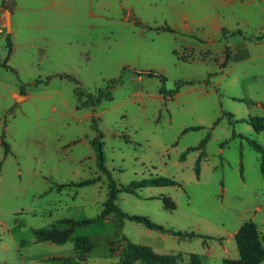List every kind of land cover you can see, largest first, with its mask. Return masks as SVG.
<instances>
[{"label":"rangeland","instance_id":"obj_1","mask_svg":"<svg viewBox=\"0 0 264 264\" xmlns=\"http://www.w3.org/2000/svg\"><path fill=\"white\" fill-rule=\"evenodd\" d=\"M1 1L0 63L10 69L0 66V264H66L52 257L118 264L125 239L184 263L195 253L203 264H221L238 258L233 235L249 219L264 246V180L249 143L264 146V130L254 132L247 121L264 117V39L243 37L264 34V0H14L8 57ZM237 29L242 34L232 33ZM226 44L232 58L222 67ZM149 70L165 77L166 89L188 83L163 97ZM114 79L111 99L80 105L77 87L95 93ZM98 132L108 174L90 144ZM206 135L196 175L200 150L187 148ZM108 175L117 184L155 176L178 181L120 192L116 204L200 236L131 220L119 227L114 214L97 218ZM92 177L99 179L87 186H60ZM62 218L94 220L62 244L35 240L33 228H61ZM76 237L89 248L75 247Z\"/></svg>","mask_w":264,"mask_h":264},{"label":"trees","instance_id":"obj_2","mask_svg":"<svg viewBox=\"0 0 264 264\" xmlns=\"http://www.w3.org/2000/svg\"><path fill=\"white\" fill-rule=\"evenodd\" d=\"M13 3L14 0H2L1 8L2 9L7 8L10 10ZM135 23L139 24L138 21H135ZM160 29L171 30L169 27H160ZM221 31L223 32V34H227L229 32L225 28H222ZM232 33L242 34L240 29L233 31ZM243 37L244 39L250 41L252 40L260 41L264 39V34L249 35V36L243 35ZM11 46L12 43H11L10 33H6L5 47H6L7 57L11 52ZM231 58H232V45L226 44L224 49V59L223 62L221 63V66L223 67L227 62L231 60ZM0 66L6 69H10V66H8L5 62L0 63ZM145 74L147 76H155L160 80L161 87L159 89V92L163 95V97L173 96L175 93L178 92L179 88L183 84L188 83L187 81L177 80L174 82V86L171 89H166L164 85L165 77L163 75L159 73H155L154 71L151 70L146 71ZM61 76L75 80L72 76L67 74H63ZM117 82L118 79L108 81L106 88H99L95 93L86 92L82 90L80 87H77L75 89V93L77 94V100L79 101L82 107L85 108L95 107L103 100L111 99V88L114 85H116ZM240 100L246 101L247 103H253V101L250 99H240ZM229 116L232 117V115ZM91 120H92L91 128H93L95 131H98L95 118L92 117ZM247 121L252 126L254 132L258 133L264 130L263 116H251L247 119ZM230 122H232V120H230ZM198 128L199 127L197 126L188 127L183 129V132H186L190 129H198ZM101 137H102L101 133L98 132V134L90 140V144L95 153L98 168L104 173L108 174V171L104 166ZM207 138L208 135L202 138L196 146H191L187 148V150H197V149L200 150V153L196 159L195 167H194L196 175L199 173V163L201 156L204 154L203 148L205 146ZM1 143L4 145V148L7 151V145L5 144V142L2 140ZM249 143L251 147L259 155V169L261 176L264 180V146L260 144L258 141L253 139H249ZM187 150L179 156V160L181 161L184 160ZM98 179H99L98 177H92V178L80 180L78 182H69L67 184H61L60 186H77V187L87 186L95 183ZM173 185H179L178 181L166 176H155V177L142 179L139 181H131L128 184H117L110 177V175H108V185H107L108 190L106 193V198L102 204V209L99 215L97 216V218H104L109 214H114L117 218L119 227L123 225L125 220H131V221L140 222L147 228L157 229L162 232H170L178 236H185V237L200 236L193 231L187 232V231H180V230H173L170 228H166L161 224L151 221L145 215L128 213L122 210L116 204L117 195L120 192L137 195L139 189L146 186H173ZM162 200H163L164 208L166 210H170L173 208V202L169 199V197H163ZM93 220L94 218H82V219L62 218L59 220V222L64 225L63 227L59 228L53 224L50 227L33 228L32 234L35 237V240L38 242L50 241L57 244H62L68 239V237L72 233V230L75 227L89 224ZM202 237L207 238V236H202ZM233 238L237 247L238 258L236 259L224 258L222 259L221 264H260L261 263V261L264 259V246L262 244V240L259 235L257 225L253 220L249 219L241 222L237 230L235 231ZM74 245L75 247L81 250L82 249L86 250L89 248V242L83 237H76L74 239ZM52 260L61 261L66 264L68 263L84 264V263L75 262L70 257H52ZM138 260L146 264H203L200 259V256L195 253H191L189 255V261L184 263L181 262L177 257V255L175 254L157 253L149 245L138 244L125 239V245L122 247V252L118 264H133L135 261Z\"/></svg>","mask_w":264,"mask_h":264},{"label":"water","instance_id":"obj_3","mask_svg":"<svg viewBox=\"0 0 264 264\" xmlns=\"http://www.w3.org/2000/svg\"><path fill=\"white\" fill-rule=\"evenodd\" d=\"M4 14H5V29L6 33H9L11 30V22H10V11L9 9L5 8L4 9ZM21 98V96H17V99Z\"/></svg>","mask_w":264,"mask_h":264},{"label":"crops","instance_id":"obj_4","mask_svg":"<svg viewBox=\"0 0 264 264\" xmlns=\"http://www.w3.org/2000/svg\"><path fill=\"white\" fill-rule=\"evenodd\" d=\"M235 57H236V54H235V52H234V54H233V59H234ZM239 225H240V224H239ZM239 225H238V226H239ZM238 226H237V228H238ZM236 230H237V229H236ZM236 230H235V231H236Z\"/></svg>","mask_w":264,"mask_h":264}]
</instances>
